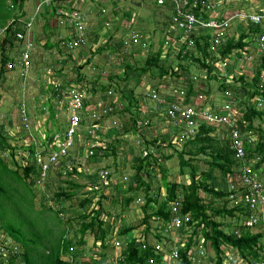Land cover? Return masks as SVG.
<instances>
[{
  "label": "rangeland",
  "instance_id": "obj_1",
  "mask_svg": "<svg viewBox=\"0 0 264 264\" xmlns=\"http://www.w3.org/2000/svg\"><path fill=\"white\" fill-rule=\"evenodd\" d=\"M7 3L9 4L10 1L7 0ZM57 4L60 15L55 13L48 20L47 25L50 29L48 33L45 34L42 31L45 20L41 18V13L46 9L43 7L45 4L41 0H26L24 4L25 16L22 18L21 23L19 22L13 28L18 29L19 27L22 29L25 26L27 27L26 34L31 33L32 30L34 46L30 51V60L26 71H24V68L16 67L12 71L5 70L4 76H0V135L9 134L8 136L12 137L13 132V139L17 141L14 146L30 148L31 144H34L37 150L43 148L45 152L51 142L41 144V141L37 140L32 132L30 134L24 131L26 129L22 125L19 104H22L21 110L22 108L26 109V113L28 112L30 115L27 126L39 129L38 133L46 136L47 131L42 126L46 120L50 122L48 118L51 116L55 124L50 123L48 125L49 129L51 131L56 129L58 130L56 134H60L67 124L66 113L68 111L66 107L70 104V102H67L70 101L67 92H71L73 89L84 91L85 100L90 104H96L99 101L104 103L102 107H97L100 109L99 112L103 113L102 110L109 105L111 110L109 113L116 111L118 116L105 120L103 124L95 127L90 125L89 121L87 123L83 122L82 126L84 128L77 138L76 150L71 153L73 160H65L63 163L66 162L67 167L63 170L58 168L60 165H57V169L55 168V170H58L57 174L53 173L55 170H52L53 174L51 173L45 181L49 184L48 189L45 185L36 189L32 181H29L32 190H34L33 210L43 212L44 215L42 216H46L47 219L45 220V228L42 225L43 220H40L38 224L43 228L36 229L35 227V230L31 228V235L44 232L46 236L43 238L42 248H48L51 246V244L48 246V241H62L61 233L65 228L64 223L69 219L70 233L67 239L73 241V234L80 225V220H77V217L83 213V210L79 207V202L84 198L83 194L93 192V189L97 187V190H101L99 193L103 192L106 195V198L102 201L104 214L100 218L109 225L106 228L108 236H110L109 247L114 244L110 251L113 257L108 260L110 261L108 264H118L123 259L120 247L123 246L126 238L129 239L128 242L136 240L141 248L150 246L154 249L158 243L163 244L164 248H170L172 245L179 249L182 248L180 245H185L190 236L188 227L184 236L175 238L174 231L166 232L167 226L165 223L157 227L159 224L156 221H150L147 231V226L140 224L143 213L139 207L144 202L143 191L134 195L133 203L123 207V191L130 182H134L136 179L134 167L138 166L139 156L144 157L150 153L156 158H161L169 182L188 185L192 180L189 169H185V173L180 174L177 154L181 150H191L186 146L187 142L194 139L197 134L192 133L189 139L179 141L178 136L180 133L173 132L175 129L170 127L171 124L162 116L163 113H159L158 116L155 114L152 110L153 104L145 95L155 89L164 98L172 94L183 102L189 93L185 104L193 107L203 105L204 108L212 104L213 108L224 109L226 105H230V102L236 108L233 116L240 124L239 129L243 132L244 137L252 136L251 139H255L254 143L259 138L264 143V119L257 118L254 120L253 126H255L256 131L247 132L243 129L244 124L241 125V109L244 110V105L256 106L257 98H261L257 95L253 97L251 95L259 91L256 89V85H253V78L256 77L255 72L257 70H260L259 83L257 84L263 87L262 90L264 91V69L261 66L262 54L256 53L255 45L249 43V48H246L247 52L236 51L232 53L231 59L225 58L223 62L221 60L213 62L212 72L208 75L206 70H200L195 65L184 68L186 66L185 62L177 60V52L181 45L177 44L170 35H166L168 31L166 25L168 22L166 17L169 16L168 10L159 8L153 0H61ZM73 10L83 13L86 17V24H83L82 27L87 30V39L85 38L86 43L83 44V47L70 53L60 45V40L70 39L69 37H72L76 32L65 21V16ZM217 11L219 12L216 13L217 17L229 18L232 21L227 34L230 37L237 38L239 34L246 32L249 27L246 19L255 13L264 11V0H225L220 3ZM124 12L129 13L128 17H124ZM26 23L27 25H25ZM116 27L118 30L115 29ZM0 31V44H2L5 31L2 29ZM130 31L141 35L139 36V43L127 44L131 37ZM175 36L181 35L177 33ZM47 42H50L52 46L56 44H59V46L46 48L44 45ZM99 48L104 50L99 51ZM160 49V62L163 63L164 61L165 69H169V72H181L179 78L170 74L158 77L159 69L157 67L151 68L146 73L138 70L145 66L148 53L155 54ZM16 51V46L15 49L6 47L4 54L14 57ZM140 51L141 53H137ZM133 52L134 54L130 56ZM237 53H241L243 57L235 59ZM123 54H126V59H123ZM89 59L90 62L86 63ZM207 61L211 62L212 60L207 58ZM127 65L132 66L134 69L128 68ZM124 71L128 74L126 80H124ZM99 74L100 77H98ZM81 75L84 78L82 81H78L77 79ZM107 75H112L113 80H109ZM240 75H244L243 81L238 80ZM211 76L214 77L209 79ZM191 79L193 88L191 92H188L189 80ZM223 82L228 87L225 90L222 88ZM103 85L112 86L111 95L103 92L90 95V89L99 90ZM233 92L237 93V98H235ZM61 94L67 95V97H62ZM128 101L133 104L130 107L131 115H136L139 112V120L146 119L149 122L153 118H159V120L152 121L148 127L129 128L132 129L130 134H121L119 129L122 121L120 120L126 121L130 116V113H122V108L128 104ZM90 104H87V107L94 109L95 106ZM256 110H263V107L256 108ZM214 129L215 133L211 136L222 139L228 137L227 131L223 130L224 127L215 126ZM56 134L51 137L53 140L52 147L60 143V139L56 138ZM98 134H101L100 137H98ZM39 136L42 137L41 134ZM93 146L102 149L95 150L92 148ZM145 149L148 153L144 152L140 155V152ZM85 151L92 152L91 158L87 156L88 154H85ZM210 153L208 151L206 154L193 157L185 152L184 159L191 158L189 162L197 166V172L200 174L210 169L207 165V161H210L211 158ZM0 156L9 167L14 168L10 156L4 155L2 152H0ZM164 156H171V158L163 160L162 157ZM24 158V156L17 154L14 159L23 163ZM252 159L258 162L261 156L255 155ZM246 162L250 161L247 159ZM153 167L154 170H147V172L142 170L141 176L150 185L151 196L156 198L158 193L160 199H164L166 198V189L161 184L162 173L155 163ZM73 168L77 169L78 174H72L71 170ZM236 169L238 173L235 178L222 177L215 172L216 179L210 184L223 193L235 190L240 184L239 176L242 166L236 167ZM105 170L111 175L108 182H106L107 180L103 182L100 179L101 171ZM69 180L83 186L81 191L66 202L52 199L53 195L59 191V187L67 190L65 182ZM43 182L42 180L41 183ZM231 196L226 199L229 202V205L227 204L229 208L232 207ZM200 197L203 202H209L213 207L221 208L223 206V199H216L204 193H200ZM96 200H98L97 197L93 198V202ZM61 206L64 207V211L62 214L60 213L61 215L59 214V219L54 218L53 211H57ZM151 206L153 209L156 208V205ZM172 207L173 202L169 204V209ZM32 215L34 216V212ZM22 220L23 218H17L15 222L22 224ZM58 220H61L63 224H60ZM216 220L224 224L223 229L226 233L236 234L237 232L236 235L239 234L236 219L227 217L217 218ZM238 224L241 225L240 222ZM124 226H139V229L133 230L129 237L128 235L118 237V232ZM253 232L256 233L255 230ZM262 232L261 241L264 244V230ZM93 236L94 232L87 231L85 233L83 237L84 245L80 247V253L76 256L73 253L74 256H70L73 262L93 264L90 260L92 256L99 260L100 254L98 252L100 249L97 247L99 242H96ZM158 236L160 240H157ZM175 239L180 242L175 241ZM7 240L9 244L14 246L10 239ZM116 244L119 246L116 247ZM18 246L16 251L21 250V247ZM194 246V250L203 252V256L198 259L196 264H216V256L201 234H198ZM77 249L75 247V250ZM11 250H14L12 246ZM163 250L160 253L154 252V256H160V263L156 259H150L148 264H179L178 259H170L169 249ZM222 252V264L229 263L230 257L240 258L238 253L231 247H222ZM258 253L260 254V252ZM239 264L248 263L242 261Z\"/></svg>",
  "mask_w": 264,
  "mask_h": 264
},
{
  "label": "trees",
  "instance_id": "obj_2",
  "mask_svg": "<svg viewBox=\"0 0 264 264\" xmlns=\"http://www.w3.org/2000/svg\"><path fill=\"white\" fill-rule=\"evenodd\" d=\"M8 1H10L9 4L7 3V0H0V30L5 28V32L3 35L4 39L2 41V44H0L1 77L4 76L6 65L8 61L11 60V58H9L10 56H6L4 54L5 48L8 47L11 49H15V46L17 47L16 37L14 36L15 30L24 32L23 28H13L18 23V20L20 19L21 21L22 18L25 16L24 4L26 0ZM57 3L58 1L56 3L53 1L43 5L46 10L41 13V18L45 20V26L44 28L42 27V31L45 34L48 33V31L50 30L47 25L48 20L53 17L55 13H57V10H59V8H57ZM55 5L57 6L55 7ZM128 15V12H124V17H128ZM204 16L206 15L204 14ZM166 20H168V16L166 17ZM9 21L11 22L9 23ZM115 29L118 30L117 27ZM256 31L258 32V29L254 30V28L248 27L247 31L239 34L237 38H230L227 44L220 48V50L218 51V57L213 52H208L207 43H204L203 45L196 43L192 49H186V46L182 47L177 52V60L179 62H185L186 66H184V68L189 67L191 65H195L200 70H206L209 75V73L212 72L213 69V62L218 61L219 59H231L232 53L236 51L247 52L246 48H249V41L251 40L252 36L255 34ZM32 33L33 32L31 30L30 34L32 35ZM57 45L59 46V44L53 46ZM44 46H46V48L53 47L50 42H47ZM101 49L102 51L104 50L103 48H99V51H101ZM75 50L76 49L69 52L73 53V51ZM137 53H141V51ZM133 54L134 52L131 53L130 56H132ZM160 55L161 49L155 54L148 53L145 60V66L143 68H139L138 70L142 71L143 73H146L151 68L157 67L159 69L158 77L170 74L171 76L179 78L181 72H169V69H165V64H163L164 61L163 63L160 62ZM242 57L243 56L241 53H237L235 59ZM126 58V54H123V59ZM207 58H210L212 61L208 62ZM261 59V66L264 69V56H261ZM89 62L90 59L86 61V63ZM127 67L134 69L130 65H127ZM255 74L256 77L253 78V85H256V89H258L259 91L254 92L251 95L252 97L257 95L258 97H262L264 100V91L262 90L263 87H260L257 84L259 83L260 70H257ZM127 75L128 74L125 72L124 80L128 78ZM98 77H100V74L98 75ZM107 77L109 80H113L112 75H107ZM213 77L214 76H211L209 79H212ZM83 78L84 77L81 75L78 77L77 80L82 81ZM238 80L243 81L244 75H240ZM192 88L193 82L191 79L189 80V88L187 91L191 92ZM222 88L224 90L228 88L224 82L222 83ZM109 90H113L111 85H103L99 90L90 89L89 93H91L90 95L92 96V94L94 95L98 92L107 93ZM233 94L235 98H237V93L233 92ZM145 96H147V94ZM188 97L189 93L187 94V98ZM187 98L183 101L184 104L187 103ZM87 104L90 103L87 102L86 105ZM131 105L133 104L128 101V104L122 108V113H130ZM200 107L203 108V105ZM209 107L213 108L212 104H209ZM244 107V110L241 109V125L244 124L243 129L247 132L256 131L255 126H253L254 120L257 118L260 120L264 119V110H256L254 106L244 105ZM88 111L89 110L82 113L84 115L83 120H86V123L89 121L90 125H92L93 127L102 124L105 120H110V118L115 117L116 115L118 116L116 111H113L111 113L108 112L105 114L103 112L104 110H102L103 113L100 112V114H97V111L93 110L91 111L89 116ZM23 113L27 118L26 123L22 122L23 127L26 129L24 131L30 134L32 132L34 135H37L39 129H34L27 126V122L30 116L29 113H26L25 109ZM48 119L50 120V122L46 120V122H44L42 126L43 129L47 131L46 137L48 140H45L41 143L46 144L50 141L51 143L49 144V147L46 148L48 152H50L53 149V147L51 146V144L53 143L51 137L54 136V134H56L58 130L52 129L54 131H51L49 129L48 125L50 123L54 125L55 122L51 116H49ZM139 119V112H137L136 115H131L130 113V116H128V119L126 121L120 120L122 121V124L119 129L120 133L124 135L130 134V130L132 129L129 128H137L136 122ZM83 128L84 126L80 127V132L83 130ZM63 132L64 130L60 134H56V138L60 139V143L63 141V139H61V137L63 136ZM214 133V128L202 125L199 128V132L194 137V139L189 140L187 142L186 146L189 147V149L191 150H181L177 154L180 165V174H184L185 169H189L191 173L192 180L188 185L178 184L176 182H169L167 180L166 170L163 163L161 162V158H156L155 156H153V154L150 153L146 154L144 157L139 156L138 166L134 167L136 179L134 182H130L125 191H123V207H125V205L127 206L133 203L135 199L134 195L139 193L140 191H143L144 202L141 203L139 207L141 209V212L143 213V218L140 224L146 225L147 231L149 229L150 221H156V223L159 224L157 227L163 225L164 223L166 226L168 223L170 224L172 220V212L171 209H169V204H171V202L174 203L175 201H177V199L181 201L180 207L177 212V215L182 219L181 225L178 228L169 230L175 232V238H181L182 236H184L187 233V227L188 232H190V236L187 240V243L184 245V247L180 249L178 248L179 264H193L191 260L192 257L199 259L198 252L194 250V243L196 238L198 237V234H201L203 239L209 243L210 248L213 250L216 256V264H222L221 254H223L222 247L224 246L231 247L232 249H234L241 258V261L243 262H247L248 264L262 262L264 261V244L261 240L263 237L262 230L264 229L263 227L259 228V225L252 229L245 225V222L252 215L255 216L256 214H258L256 209H251L249 205L241 207L232 206L231 208L227 207V204L229 205V202L226 199L230 197V195H236V198H239V186L235 190L233 189V191L223 193L221 190L215 189L210 184L216 179L214 175L215 172L219 173L222 177L228 176L235 178L238 173L236 167H241V164L235 159L234 153L230 149L229 138L224 137V139H222L216 136H211ZM4 139V143L8 145V142H6L7 138ZM92 148L95 150L102 149L98 146H93ZM245 149L247 159H252L255 155L261 156V159L254 165V168L264 169V143L261 142V140H259L258 138V141L255 142L252 146L246 143ZM27 150L30 153L29 159L31 160L32 155L35 154V152L37 151L36 146L30 147ZM208 151L211 152L210 161H207V165L210 169H208V171L206 172L198 174L197 166H194L189 162L191 161V158L188 160L184 159L185 152L195 157L201 154H206ZM144 152H147L146 149L141 151L140 155ZM11 156V159L13 160L15 156L14 149L11 151ZM89 157L91 158V156ZM170 158L171 156L162 157L163 160H168ZM65 160L71 161L73 159L71 155L67 158L62 159L59 164L60 167H58L59 169L63 170L67 167L66 162L63 163ZM24 162L20 163L18 161H14V168H11L0 157V228L5 234V239H10L11 242L14 243V246L19 245L21 247V250H17L15 254H9L6 257L0 254V264H78V262L76 261L73 262L70 256H76L80 253V247L84 245L83 237L87 231L91 233L94 232L93 237L96 242H99L97 247H99L100 249V251L98 252L100 254L98 257L99 260L93 258L94 256H92L90 258L91 262L93 264H108L110 262L108 260L113 257L111 256L112 254L110 251L112 250L111 248L114 244H111V246L109 247L110 236H108V232L106 230L109 225L105 220H102L100 218V216L104 214V210L102 208V201L106 198V195H104L103 192L99 193L101 190H97V187L94 188L92 186V189L94 188L93 192L91 191L83 194L84 198L81 199L79 202V207L83 210V213H81L77 217V220H80V225L76 232L73 234V241L67 239V236L70 233V229L68 227L70 220L68 219L65 221V228L61 233L62 241H48V246H50V244L51 246L48 248H42V242L44 240L43 238L46 236L45 233L38 232V234L31 235L30 231L31 228L34 229L35 227L36 229L43 228L38 223L40 222V220H43L42 225L44 226L45 220L47 219L46 216H42L44 215L43 212H37L33 210L34 202L32 198L34 197V190H32L29 181H32V184L36 187V189L42 188L44 185L48 189L49 184L48 182L45 183V181L51 175L52 170H55L56 166L51 165L48 169L46 176L44 178H41V172L39 167H37L31 161L29 162V160H24ZM154 163L158 166L159 171L162 173L161 184L162 187L166 189V198L164 199H160L158 193L156 194L157 197L153 198L150 194V185L141 176L142 170L146 172L147 170H154ZM251 170L253 169L251 168ZM56 172L58 173V170L53 171V173L57 174ZM71 172L72 174H78L76 168H73ZM110 176L111 175L108 172L106 182H108ZM42 179L44 181L43 183H41ZM65 183L67 184V190H63L61 187H59V191L53 195L52 199H58L60 200L59 202L69 201L73 197H75L77 193L83 188V186H80L72 180L66 181ZM200 193L210 195L216 199H223V206L221 208H217L213 207L212 204L209 202H203L200 197ZM96 197L98 198V200L93 202V198ZM151 205H156V208L153 209ZM89 206L92 207L90 208ZM63 211L64 207L62 206L57 211H53L54 218L59 219L58 216L60 213L62 214ZM33 212L34 216L32 215ZM227 217L236 219L238 223L241 221V219H243V226L239 225L238 223L236 225L237 229H239L240 231L238 235L226 233L223 229L224 224L221 221L216 220L217 218ZM17 218H23L22 224H17L15 222ZM58 221L60 224H63L61 220ZM138 227L139 226H124L118 232L117 235L118 237L126 236L130 234L133 230L139 229ZM162 227L164 228V226ZM254 230L256 231V233L253 232ZM157 240H160L159 236L157 237ZM175 241L179 240L175 239ZM158 244L162 246V251H164L163 249H169V251L174 249L173 245L170 248H164L163 244ZM75 247H77L78 249L75 250ZM6 248H9V246L7 245ZM121 250L123 259L118 264H147L150 259H156V261L160 263V256H158L159 258L157 256H154L155 249H153V247L144 246L143 248H141L138 246L136 240L129 242V244H124L123 246H121ZM258 252H260V254ZM73 253L74 255H72Z\"/></svg>",
  "mask_w": 264,
  "mask_h": 264
},
{
  "label": "built area",
  "instance_id": "obj_3",
  "mask_svg": "<svg viewBox=\"0 0 264 264\" xmlns=\"http://www.w3.org/2000/svg\"><path fill=\"white\" fill-rule=\"evenodd\" d=\"M41 1L43 4H48L53 1L56 3L60 0ZM153 1L159 8H166L168 10L169 16L167 20L168 22L166 24L168 31L166 32V35H170L177 44L181 45L180 49L184 46H186V49H192L196 43L200 45L207 43L208 52H213L218 57V51L220 48L225 46L228 40L232 38L227 34L228 28H230L229 26L232 21L229 18H219L216 16V13H219L218 11L216 12L217 8L219 7L220 3L225 0ZM57 14L60 15L59 10H57ZM62 14H64V12H62ZM204 14L206 16H204ZM65 21L69 23L70 28H73L76 30V32L72 37H69L70 39H61L60 45L66 48L68 51L83 47L87 39V30L85 27H82L83 24H86L85 15L73 10L65 16ZM246 21L249 27L254 28V30L258 29V32H255L249 43H253L255 45L256 53H260L262 54L261 56H264V11L255 13L253 16H249ZM19 22L21 23L20 19L18 20V23ZM25 25H27V23ZM23 29L24 32L15 30L14 36L16 37L17 41V51L14 57H11L10 55L9 58H11V60L8 61L5 70L12 71L16 69V67L24 68V71L27 70L28 61L30 60V51L34 46V39L29 31V34H26L27 32L25 33L27 27L23 26ZM2 30L5 31V28ZM130 33L131 37L127 44L132 45L139 43V36L141 35L134 31H130ZM177 33H180L181 36L176 37L175 35ZM219 60L223 62L225 59ZM107 93V95H111L112 90H109ZM67 94L70 96V101H67L70 102V104L66 107L68 111V113H66L68 121L64 129L63 136L61 137L63 141L57 146L53 147L52 151L50 152H48V150L44 152L40 149H36L37 151L32 155L30 160L40 168L41 178L46 176L51 165H59L62 159L69 157L71 153L76 150L77 138L81 133L80 127L82 126L83 122L86 123V120H83L84 115L82 113L89 110L88 112L90 116L91 111L96 110L97 114H100V109L97 107H102V104H104L100 101L96 104H90L95 106L94 109H91L86 105L87 102L85 100L84 92L71 90V92H67ZM60 96L65 98L67 97V95L62 94ZM146 97L151 102V104H153L152 110L155 112V114L158 116L159 113H163L162 116H164L169 121L171 124L170 127L175 129L173 132L180 133L178 136L179 141H185L187 138L189 139L190 134L192 133L197 134L199 132V128L202 125L210 126L212 128L215 126L224 127L223 130L227 131L228 138L230 140V149L233 151L235 159L242 166V170L240 171L241 174L239 176V198L237 199L236 195H232L230 202L234 207L249 205L251 209H256L258 214L255 216L252 215L245 222V225L251 229L259 225V228L263 227L264 229V169H255L254 165L257 162L254 161V159H248L250 162H246L247 157L245 145L246 143L252 145L255 139H251L252 136L244 137L243 132L239 129L240 124L233 116L235 115L234 105L229 102L230 105H226L224 109H217L209 106L206 108L197 106L193 107L184 104L178 99V97L172 94L169 97L164 98L155 89L149 91ZM254 107L258 109L259 107H263L264 110V100L262 97L257 98V104ZM103 110V112L106 114L110 111V107L106 106ZM23 111L24 109L22 108L21 118L22 122L26 123L27 118ZM149 123L150 122L148 120L143 119L140 120L138 125L148 127ZM86 154H88L87 156H91L92 152H86ZM251 168L253 170H251ZM107 175L108 171L101 172L100 179L104 182L107 179ZM180 203L181 201L179 199L173 203V207L171 208L172 220L170 224H167L166 231L180 227L182 219L177 215ZM240 224L242 226L244 225L243 219H241ZM124 244H129L127 238ZM7 245L9 248H6ZM11 246L14 250H11ZM118 246L119 245L116 244V247ZM161 247L162 246L160 244H156L154 249L157 253H160L163 252ZM180 247H184V244H181ZM15 252L16 247L9 244L8 240L5 239L3 230L0 228V254L6 257L9 254H15ZM169 256L170 259L173 258L174 260H177L179 256L178 248L174 247V249L170 251ZM198 256L199 258L203 256V252H198ZM191 260L193 264L198 263V259L194 257H192ZM228 261L229 263L227 264H239L242 262L241 259L237 257H230ZM254 264H264V261L256 262Z\"/></svg>",
  "mask_w": 264,
  "mask_h": 264
},
{
  "label": "crops",
  "instance_id": "obj_4",
  "mask_svg": "<svg viewBox=\"0 0 264 264\" xmlns=\"http://www.w3.org/2000/svg\"><path fill=\"white\" fill-rule=\"evenodd\" d=\"M84 92V91H83ZM21 105L22 104H19V106L21 107ZM20 107H19V109H20ZM26 110V109H25ZM20 112H21V109H20ZM28 113V112H27ZM65 113H66V110H65ZM157 115V114H156ZM156 117V116H155ZM146 118H148L147 116H146ZM156 120H159V118H153V120H151V123H152V121L153 122H155ZM67 121H68V118H67ZM139 122L140 121H137L136 122V127H140V125H138L139 124ZM103 124V123H102ZM65 129V128H64ZM1 132V131H0ZM42 135V137H40L39 135ZM9 135V134H8ZM8 135H0V142H1V144H0V152H2L4 155H7V156H10V158L12 157L11 156V151L14 149V153H15V156H14V158H16V156H17V154H20V156H24L25 158H24V160H30L29 158H30V153L28 152V148H20L21 146H14V144H15V142H17V141H14V139H13V132H12V137L11 136H8ZM100 135L101 134H98V137H100ZM36 136V138H37V140H40L41 142H44L45 140L47 141L48 139H47V137L44 135V134H42V133H37V135H35ZM4 138H7L6 139V142H8L7 144L8 145H6L5 143H4ZM42 144V143H41ZM30 147V146H29ZM31 147H35L34 146V144H31ZM42 147V146H41ZM47 147V146H46ZM26 149V150H25ZM40 150H42L43 151V148H40ZM47 150V149H46ZM51 150V149H50ZM49 150V151H50ZM86 153V152H85ZM1 157V156H0ZM13 158V160H12V163L14 162V161H17V160H15ZM20 158V157H19ZM26 162V161H25ZM28 162V161H27ZM30 162V161H29ZM128 237H129V234H128ZM127 241H129V239L127 238Z\"/></svg>",
  "mask_w": 264,
  "mask_h": 264
},
{
  "label": "clouds",
  "instance_id": "obj_5",
  "mask_svg": "<svg viewBox=\"0 0 264 264\" xmlns=\"http://www.w3.org/2000/svg\"><path fill=\"white\" fill-rule=\"evenodd\" d=\"M74 90V89H73ZM78 91V90H77ZM81 92V91H80ZM138 121H140V120H138ZM151 124V122L149 123V125ZM61 215V214H60Z\"/></svg>",
  "mask_w": 264,
  "mask_h": 264
}]
</instances>
